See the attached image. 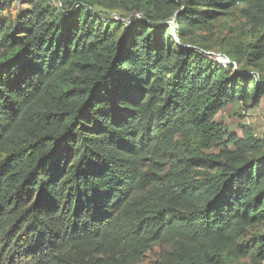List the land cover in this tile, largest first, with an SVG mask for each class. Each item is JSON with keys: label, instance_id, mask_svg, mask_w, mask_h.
<instances>
[{"label": "trees", "instance_id": "16d2710c", "mask_svg": "<svg viewBox=\"0 0 264 264\" xmlns=\"http://www.w3.org/2000/svg\"><path fill=\"white\" fill-rule=\"evenodd\" d=\"M88 1L134 15L107 23L82 0L0 15V264H137L158 244L171 247L160 264L246 258L264 224V143L206 153L247 76L175 49L171 33L185 40L240 5L264 28V0ZM238 55L262 62L264 34Z\"/></svg>", "mask_w": 264, "mask_h": 264}, {"label": "rangeland", "instance_id": "374dc122", "mask_svg": "<svg viewBox=\"0 0 264 264\" xmlns=\"http://www.w3.org/2000/svg\"><path fill=\"white\" fill-rule=\"evenodd\" d=\"M30 1L0 0V15L4 19L15 21L26 11L32 10ZM45 1L60 9L63 4L72 3L74 0ZM82 1H84L83 3L91 4L88 0ZM91 5L94 6L92 9L95 10V13L102 16L107 23H109L108 20L112 22L118 21L123 27L128 17L134 15L133 11H126L119 7L107 11L98 7L95 2ZM242 8L243 5H240L239 9L226 14L219 20L208 21L202 30L195 31L193 35L185 37V40L178 37L174 27L171 33V43L175 49H178V46L189 49L193 45L195 49L198 48L197 51L201 49V52L204 51L203 53L214 57L216 61L220 59L231 61L232 59L235 72L239 71L240 74L244 73L247 76L241 79H239V76L236 77L235 91L237 99L231 102L216 117V122L220 123L222 127V138L211 147L206 153L207 155L218 156L225 148L229 150L235 149L234 139L244 141L253 138L264 143V95L254 97V93L248 92V90L255 87V83L250 82V77H254L260 82L264 81V59L257 64L254 62L248 64L244 60L240 62L237 60L238 54L245 59L246 51H249L260 40L264 34V28L255 27L248 22L241 13ZM170 24L173 25L174 23L171 22ZM124 34L125 31L123 30L121 38H123ZM184 43L185 45H183ZM243 91H247V95L239 98ZM207 164L206 160L201 161L199 163L200 169L207 168ZM262 236H264V224L249 229L243 244L248 246L251 252L246 258H242L234 264H255L252 256L256 254L259 247L258 242ZM170 249V246L158 244L137 264H160L162 258ZM261 264H264V262Z\"/></svg>", "mask_w": 264, "mask_h": 264}, {"label": "built area", "instance_id": "2783aa9c", "mask_svg": "<svg viewBox=\"0 0 264 264\" xmlns=\"http://www.w3.org/2000/svg\"><path fill=\"white\" fill-rule=\"evenodd\" d=\"M138 17H139V15H138ZM117 22H118V21H117ZM128 22H129V20H127V22H126L125 25H128ZM217 62H218L219 64H221V66L224 67V68H227L228 65L230 64V60H227V59H220V60H218Z\"/></svg>", "mask_w": 264, "mask_h": 264}]
</instances>
